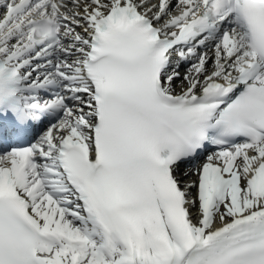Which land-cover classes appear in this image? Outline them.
Returning <instances> with one entry per match:
<instances>
[{
	"label": "snow or ice",
	"instance_id": "1",
	"mask_svg": "<svg viewBox=\"0 0 264 264\" xmlns=\"http://www.w3.org/2000/svg\"><path fill=\"white\" fill-rule=\"evenodd\" d=\"M0 264H264V0H0Z\"/></svg>",
	"mask_w": 264,
	"mask_h": 264
}]
</instances>
